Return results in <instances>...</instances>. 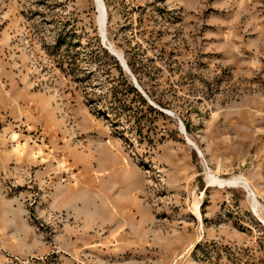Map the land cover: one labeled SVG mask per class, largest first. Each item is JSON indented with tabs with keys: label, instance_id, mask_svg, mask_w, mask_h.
<instances>
[{
	"label": "rangeland",
	"instance_id": "rangeland-1",
	"mask_svg": "<svg viewBox=\"0 0 264 264\" xmlns=\"http://www.w3.org/2000/svg\"><path fill=\"white\" fill-rule=\"evenodd\" d=\"M0 264H264V0H0Z\"/></svg>",
	"mask_w": 264,
	"mask_h": 264
},
{
	"label": "trees",
	"instance_id": "trees-1",
	"mask_svg": "<svg viewBox=\"0 0 264 264\" xmlns=\"http://www.w3.org/2000/svg\"><path fill=\"white\" fill-rule=\"evenodd\" d=\"M130 90H131L132 93H135V95L139 97V94L135 91V89H133V88L130 87ZM139 98H140V101H141L144 105H146L145 101H144L141 97H139ZM146 107H147L149 110H151V107H149L148 105H146ZM185 129H187V125H186V124H185Z\"/></svg>",
	"mask_w": 264,
	"mask_h": 264
},
{
	"label": "bare ground",
	"instance_id": "bare-ground-1",
	"mask_svg": "<svg viewBox=\"0 0 264 264\" xmlns=\"http://www.w3.org/2000/svg\"><path fill=\"white\" fill-rule=\"evenodd\" d=\"M100 14H102V13H100ZM100 19H101V16H100ZM103 27V26H102ZM125 68H126V65H125ZM128 70V69H127Z\"/></svg>",
	"mask_w": 264,
	"mask_h": 264
}]
</instances>
